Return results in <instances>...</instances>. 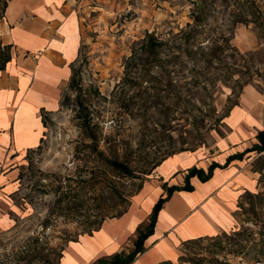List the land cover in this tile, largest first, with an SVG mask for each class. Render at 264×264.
I'll return each instance as SVG.
<instances>
[{
	"label": "rangeland",
	"instance_id": "1",
	"mask_svg": "<svg viewBox=\"0 0 264 264\" xmlns=\"http://www.w3.org/2000/svg\"><path fill=\"white\" fill-rule=\"evenodd\" d=\"M199 4L195 27L191 0H83L82 45L61 108L44 114L40 146L0 182V264H61L69 243L128 210L166 158L208 155L246 86L264 91V0ZM7 46L0 31V53ZM251 166L260 187L241 204L236 229L186 243L164 264L264 259V152Z\"/></svg>",
	"mask_w": 264,
	"mask_h": 264
},
{
	"label": "crops",
	"instance_id": "2",
	"mask_svg": "<svg viewBox=\"0 0 264 264\" xmlns=\"http://www.w3.org/2000/svg\"><path fill=\"white\" fill-rule=\"evenodd\" d=\"M6 1L0 31L14 54L0 70V162L5 169L10 166L1 183L14 175L15 161L40 146L43 116L61 108L82 45L83 0ZM225 125V135L215 141L208 155L200 157L197 152L166 158L134 195L126 213L69 243L61 264L67 256L65 264H96L121 252L130 253L167 189L187 182L193 189L171 194L158 213L153 233L144 241V251L131 264L176 261L187 242L235 230L241 204L260 187L258 172L251 166L258 152L251 150L264 130V91L246 86ZM213 164L216 167L210 173ZM192 168L210 175L187 178Z\"/></svg>",
	"mask_w": 264,
	"mask_h": 264
},
{
	"label": "trees",
	"instance_id": "3",
	"mask_svg": "<svg viewBox=\"0 0 264 264\" xmlns=\"http://www.w3.org/2000/svg\"><path fill=\"white\" fill-rule=\"evenodd\" d=\"M191 1L194 4L199 5L198 7L200 8V12L197 14L193 13V16H192L194 19V23L196 25L195 27H197L202 22V17H203V11L202 10L204 8H203V6H200L202 4H199V0H191ZM6 6H7V4H5V8H6ZM188 27L191 28L192 25L188 24ZM9 47L10 46H7V48L3 52L0 53V70H4L6 65L12 59V55H11L10 51L8 50ZM151 50H153V49H151ZM237 104H238V102H236L234 105H237ZM234 105H232V107ZM232 107H230V110L232 109ZM43 123H44V116H43ZM257 140H258V143L254 146V148L251 151H257L258 153H263L264 152V130L260 131L258 133ZM109 163L111 166H113L114 169H116L120 172L130 173V170L128 169V167L123 162H120L118 160H112V161H109ZM214 167H216L215 164H213L211 166V168L209 170L210 173H211V169H213ZM210 173L207 176H205V174L203 173L202 170L192 168L191 170H189V174H188L187 178L195 176V175H199L201 178H207L210 175ZM192 189L193 188H192V186L189 185V182H187V184L183 187H172V188L167 189V196L161 197L159 199L158 203H156V205L154 206L149 226L144 231H139V235H138V237L134 243L135 249L133 251H131L130 253L121 252V253L113 256L112 258L99 260L96 264H131L144 251V241L147 239V237H149L153 233V229H154L155 224H156L158 213L163 208L164 204L169 200L171 194L176 190L191 191ZM249 196H252V195H249ZM126 211L127 210L119 213L118 216L114 215L111 218L121 217L123 214L126 213ZM105 220H106V218H102L100 222L95 224V226H94L95 231H97L101 228V226ZM191 242L192 241L187 242V243L189 244ZM258 260H264V259H258Z\"/></svg>",
	"mask_w": 264,
	"mask_h": 264
},
{
	"label": "built area",
	"instance_id": "4",
	"mask_svg": "<svg viewBox=\"0 0 264 264\" xmlns=\"http://www.w3.org/2000/svg\"><path fill=\"white\" fill-rule=\"evenodd\" d=\"M253 264H264V260H257Z\"/></svg>",
	"mask_w": 264,
	"mask_h": 264
}]
</instances>
